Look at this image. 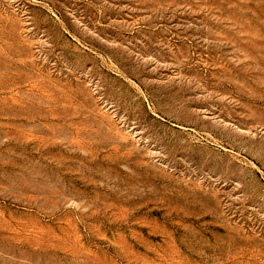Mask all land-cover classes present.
I'll return each instance as SVG.
<instances>
[{
	"label": "rangeland",
	"instance_id": "1",
	"mask_svg": "<svg viewBox=\"0 0 264 264\" xmlns=\"http://www.w3.org/2000/svg\"><path fill=\"white\" fill-rule=\"evenodd\" d=\"M0 264H264V0H0Z\"/></svg>",
	"mask_w": 264,
	"mask_h": 264
}]
</instances>
